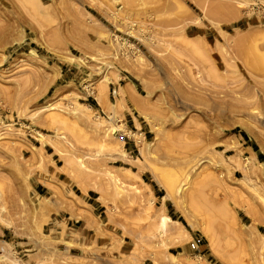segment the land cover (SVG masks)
I'll use <instances>...</instances> for the list:
<instances>
[{
  "label": "rangeland",
  "instance_id": "obj_1",
  "mask_svg": "<svg viewBox=\"0 0 264 264\" xmlns=\"http://www.w3.org/2000/svg\"><path fill=\"white\" fill-rule=\"evenodd\" d=\"M0 264H264V0H0Z\"/></svg>",
  "mask_w": 264,
  "mask_h": 264
},
{
  "label": "bare ground",
  "instance_id": "obj_2",
  "mask_svg": "<svg viewBox=\"0 0 264 264\" xmlns=\"http://www.w3.org/2000/svg\"><path fill=\"white\" fill-rule=\"evenodd\" d=\"M255 69H259L258 68V66H257V68L255 67ZM102 97V96H101ZM99 98L98 100H99V102L101 103V104H104L103 103V98ZM135 103V102H134ZM137 103V104H136ZM135 104H136V106H135V108L136 109H139L140 108V104H139V102H136ZM166 150H167V152H170L171 151V148H170V145L169 144H167L166 145ZM180 174V173H179ZM178 173H173V172H171V171H167L166 169H164V170H160V175H161V178H162V182H163V184H164V186L165 187H167L171 192L172 191H176V192H178L179 190V180H180V175H179ZM198 192V191H197ZM197 192H194V193H192L191 195H190V199H191V201H192V203H196V202H194L195 200L197 201L198 200V198H197V195H196V193ZM199 196V195H198ZM196 198V199H195ZM198 202V201H197ZM206 210H208V209H205V210H203V212L204 213H208L210 210H208V211H206ZM206 211V212H205ZM211 212V211H210ZM208 213V216L211 218V216L210 215H212L211 213ZM210 214V215H209ZM163 220L161 221V224L164 226V227H166V231L169 229V224H171V222H173V220L169 217V216H166V217H164V218H162ZM174 223V222H173ZM177 223V222H176ZM163 229V228H162ZM164 230V229H163ZM165 231V230H164Z\"/></svg>",
  "mask_w": 264,
  "mask_h": 264
}]
</instances>
